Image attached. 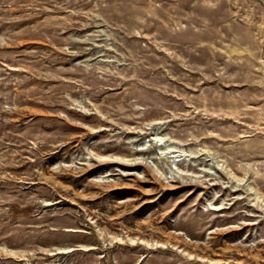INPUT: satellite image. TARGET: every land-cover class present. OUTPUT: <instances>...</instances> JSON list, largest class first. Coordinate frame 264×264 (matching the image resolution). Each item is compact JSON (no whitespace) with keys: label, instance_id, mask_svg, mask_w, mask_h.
<instances>
[{"label":"rangeland","instance_id":"374dc122","mask_svg":"<svg viewBox=\"0 0 264 264\" xmlns=\"http://www.w3.org/2000/svg\"><path fill=\"white\" fill-rule=\"evenodd\" d=\"M0 264H264V0H0Z\"/></svg>","mask_w":264,"mask_h":264},{"label":"bare ground","instance_id":"6f19581e","mask_svg":"<svg viewBox=\"0 0 264 264\" xmlns=\"http://www.w3.org/2000/svg\"><path fill=\"white\" fill-rule=\"evenodd\" d=\"M160 140H164V138H160ZM164 147V146H163ZM166 148H163L161 151H160V157H161V154H165L167 151L166 150H164V149H167V147H169V146H165ZM146 153H148V152H143L142 154H146ZM157 155H158V153H157ZM150 157V155L149 156H141V157H138V158H143V160H140V159H137V160H135V161H132V162H130V163H127V164H131L132 166H138V165H140V164H144V163H147V162H145V159H146V161H148V158ZM154 157V156H153ZM152 157V158H153ZM104 160V159H103ZM170 160V159H169ZM99 161H101V159H99ZM107 161H113V162H125V161H122V160H119V159H107ZM171 162H173V163H176V159H174V160H172ZM171 166H172V164H171ZM173 169V168H172ZM129 174H133L132 172L131 173H129ZM182 176V175H181ZM184 176V179H182V180H185V182H187V181H189V179H188V176H185V175H183ZM184 182V183H185ZM197 183V182H196Z\"/></svg>","mask_w":264,"mask_h":264}]
</instances>
